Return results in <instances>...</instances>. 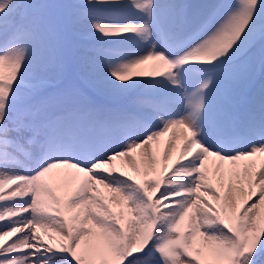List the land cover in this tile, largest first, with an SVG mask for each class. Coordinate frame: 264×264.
<instances>
[{"label": "snow or ice", "instance_id": "1", "mask_svg": "<svg viewBox=\"0 0 264 264\" xmlns=\"http://www.w3.org/2000/svg\"><path fill=\"white\" fill-rule=\"evenodd\" d=\"M0 264H264V0H0Z\"/></svg>", "mask_w": 264, "mask_h": 264}, {"label": "rangeland", "instance_id": "2", "mask_svg": "<svg viewBox=\"0 0 264 264\" xmlns=\"http://www.w3.org/2000/svg\"><path fill=\"white\" fill-rule=\"evenodd\" d=\"M187 2L190 3H202V2H212V0H187ZM141 70H147V69H137L136 71H141ZM254 86V95L258 96L259 89H260V81L257 79V81L254 82V85H250L249 87L252 88ZM40 235H43V232L40 233Z\"/></svg>", "mask_w": 264, "mask_h": 264}, {"label": "bare ground", "instance_id": "3", "mask_svg": "<svg viewBox=\"0 0 264 264\" xmlns=\"http://www.w3.org/2000/svg\"><path fill=\"white\" fill-rule=\"evenodd\" d=\"M249 88H250V87H249ZM165 139H166V138H165ZM162 142H163V141H162ZM42 237H43V239H44L45 241H48L49 243H52V242L55 241V237H54V236H53V240H49V239H48V236L45 235L44 233H43Z\"/></svg>", "mask_w": 264, "mask_h": 264}]
</instances>
